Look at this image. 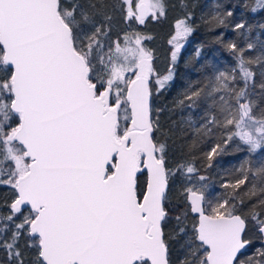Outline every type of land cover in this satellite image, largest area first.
Segmentation results:
<instances>
[{
  "label": "snow or ice",
  "instance_id": "1",
  "mask_svg": "<svg viewBox=\"0 0 264 264\" xmlns=\"http://www.w3.org/2000/svg\"><path fill=\"white\" fill-rule=\"evenodd\" d=\"M107 8L104 0H0V188L8 209L0 215V248L9 264H25L21 239L34 249L31 264H170L163 232L169 179L177 172L207 179L190 163L170 169L165 145L155 141L152 77L159 92L172 69L154 71L148 37L134 25L164 15L162 3L117 0L128 27L115 39ZM176 27L179 37L193 31L184 20ZM227 47L239 76L235 68L219 71L180 101L191 108L210 99L197 132L227 137L205 153L207 167L237 138L249 153L264 148V110L256 115L254 72L245 66L254 61L235 43ZM237 171L241 177L219 185L231 192L209 198L207 184L185 188L194 215L190 233L176 218L188 237L180 264H264V247L239 260L252 242L249 221L264 240V163L245 160ZM249 176L261 177V185L241 191ZM245 197L252 203L242 215Z\"/></svg>",
  "mask_w": 264,
  "mask_h": 264
},
{
  "label": "trees",
  "instance_id": "2",
  "mask_svg": "<svg viewBox=\"0 0 264 264\" xmlns=\"http://www.w3.org/2000/svg\"><path fill=\"white\" fill-rule=\"evenodd\" d=\"M165 14L155 21H145L143 25H134L141 35L148 37L143 44L155 55V62L162 64V68L155 72L160 76L169 73L172 69V78L166 87L159 92L153 87L152 109L154 120L158 119L159 131L154 133L155 141L165 145L167 166L175 169L179 164H192L198 171L196 176H205V181L198 179L188 180L185 175L177 172L169 179L164 207L167 212V220L163 223L164 238L168 244V258L170 264H180L186 256L187 235L179 232L177 217L187 226L191 232L192 214L189 212L185 200V188L192 187L193 183L207 184L209 198L215 194H223L220 188L224 179L234 180L242 174L237 171L245 160L251 165L259 166L264 163V148L257 149L255 153H249L246 145H241L238 138L234 142L222 145L224 151L215 156L211 161L212 167H207L209 161L207 153L218 139H226L223 130H217L213 136H202L197 129L205 123V113L211 100L204 97L199 99L193 107H188V101L181 104L184 94L189 87H203L219 71L236 69L239 76L237 59L234 58L227 45L235 43L238 49H243L246 60L254 63L246 64L253 72L255 87L251 88V99L256 105V115L264 110V92L260 85L264 83V7L261 0H160ZM108 5L107 11L112 15L113 39L117 33H123L128 26L123 22L118 9L114 8L117 0H104ZM255 9V11L253 10ZM232 15L228 16L227 13ZM214 17H219L223 23H219ZM178 20H184L192 27L193 31L182 37L183 45L179 49L175 61L167 62L166 58L173 46L168 42L172 34L173 24ZM244 24V28L237 29V24ZM248 44L253 47L249 49ZM167 62V63H166ZM159 68V67H158ZM243 86V81H238ZM159 110V111H157ZM195 148H190L193 143ZM249 165H245L248 167ZM262 178L249 176V181L242 186L241 191L250 188L252 183L261 185ZM140 186L143 188L144 175L140 176ZM6 189L0 188V215L8 211L4 207ZM252 201L245 197V204L238 205L240 214H247ZM187 209V218L184 213ZM251 244L247 246L244 255L239 260L246 261L249 256L256 254V250L264 247L260 242L259 234L253 230L249 221L247 233ZM20 248L24 253L25 264H31L34 249H29L24 239L20 241ZM0 264H9L8 255L0 248ZM239 264V262H237Z\"/></svg>",
  "mask_w": 264,
  "mask_h": 264
},
{
  "label": "rangeland",
  "instance_id": "3",
  "mask_svg": "<svg viewBox=\"0 0 264 264\" xmlns=\"http://www.w3.org/2000/svg\"><path fill=\"white\" fill-rule=\"evenodd\" d=\"M132 3H133V7H135V5L137 4V3H139V0H132ZM161 18V15H159L158 14V18H153L151 15H149L148 17H147V19H146V21H150V22H152V21H155V20H158V19H160ZM178 21H181V20H178ZM178 21H176V22H174V24H173V29H172V34H171V36H170V38L168 39V42L169 43H171L172 44V46H173V48H172V50H171V52L169 53V55L167 56V58H166V61L167 62H170V61H173V59H172V53L175 51L176 52V56H177V54H178V52H179V49L181 48V46L183 45V43H184V41L183 40H181V38L182 37H179V36H177V31H178V29H177V27H176V25H177V22ZM124 22V21H123ZM125 23V22H124ZM126 24V23H125ZM127 25V24H126ZM136 25H140V24H136ZM173 37H176L175 39H173ZM143 42H144V40H143ZM145 46V45H144ZM146 47V46H145ZM147 48V47H146ZM177 48H178V51H177ZM148 49V48H147ZM148 50H150V49H148ZM151 51V50H150ZM151 53H152V56H153V60H152V65H153V68H154V71H155V69L157 68L158 70L160 69V67L162 68V64H157V62H155L154 60H156L155 58V55H154V53L151 51ZM166 62V63H167ZM159 67V68H158ZM168 73H164L163 74V76L164 75H167ZM152 87H154V88H156L157 87V85H156V83H155V76H153L152 77ZM191 184H196V185H198L199 183H191ZM195 185V186H196Z\"/></svg>",
  "mask_w": 264,
  "mask_h": 264
},
{
  "label": "water",
  "instance_id": "4",
  "mask_svg": "<svg viewBox=\"0 0 264 264\" xmlns=\"http://www.w3.org/2000/svg\"><path fill=\"white\" fill-rule=\"evenodd\" d=\"M145 180H146V176L144 175V183H145ZM143 186H144V184H143ZM143 190V189H142ZM185 197H186V194H185ZM185 200H186V198H185ZM186 203H187V201H186ZM188 209H189V212L191 213V211H190V208L188 207ZM192 214V213H191ZM192 215H194V214H192ZM258 233V232H257ZM259 234V233H258ZM259 236H260V234H259ZM260 242H261V244L264 246V240H262L261 238H260Z\"/></svg>",
  "mask_w": 264,
  "mask_h": 264
},
{
  "label": "flooded vegetation",
  "instance_id": "5",
  "mask_svg": "<svg viewBox=\"0 0 264 264\" xmlns=\"http://www.w3.org/2000/svg\"><path fill=\"white\" fill-rule=\"evenodd\" d=\"M143 189V188H142ZM142 189H141V191H142Z\"/></svg>",
  "mask_w": 264,
  "mask_h": 264
}]
</instances>
